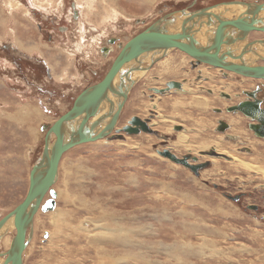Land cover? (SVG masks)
Listing matches in <instances>:
<instances>
[{
    "label": "rangeland",
    "instance_id": "obj_1",
    "mask_svg": "<svg viewBox=\"0 0 264 264\" xmlns=\"http://www.w3.org/2000/svg\"><path fill=\"white\" fill-rule=\"evenodd\" d=\"M190 1L0 0L1 219L28 192L31 167L44 147L41 127L53 124L80 92L104 78L121 51L119 44L168 13L198 9L195 1L188 5L192 9L187 7ZM113 37L118 44L102 53ZM248 39L264 40V31H253ZM263 52L261 43V53L254 54L261 58ZM169 53L170 65L159 62ZM168 55L147 62L150 68L136 78L109 138L77 145L63 155L53 185L56 206L35 214L23 264H264V138L251 137L247 123L252 119L244 114L243 134L240 129L236 134L245 144L249 140L251 154L225 139L229 130L217 127L219 119L241 117L224 108L238 101V90L254 89L259 80L210 64L192 69L196 58L180 50ZM200 70L212 73L214 85L204 73V78L197 74ZM173 80L193 86L195 94L153 90ZM221 92L234 97L228 100ZM181 94L186 102L206 97L211 107L225 111L189 105L174 109ZM133 116L146 120L157 134L123 131ZM203 116L209 121L193 123ZM178 124L184 130L175 129ZM233 128L230 133L236 132ZM211 148L229 158L198 155ZM164 149L178 157L192 150L208 166L197 175L158 152ZM235 157L256 166L239 165ZM7 230L0 231L1 240L11 237L8 246L0 242L5 251L0 264L11 261L17 229Z\"/></svg>",
    "mask_w": 264,
    "mask_h": 264
},
{
    "label": "water",
    "instance_id": "obj_2",
    "mask_svg": "<svg viewBox=\"0 0 264 264\" xmlns=\"http://www.w3.org/2000/svg\"><path fill=\"white\" fill-rule=\"evenodd\" d=\"M261 7H264V3L249 5L248 12L254 9L259 10ZM210 10L211 8L196 10L193 18L200 19L205 15L210 16L212 15L209 14ZM183 12L186 11L184 10L182 13ZM178 13L179 12L175 13L174 11L169 14V16L174 20L173 14L177 15ZM189 13L193 14L194 12ZM214 13L215 12H213V14ZM163 18L156 20L145 30L130 38L124 46H121V52L117 55L104 78L80 92L73 106L62 114L53 124L43 125L41 127L42 130H46V137L42 153L33 163L30 170L28 192L24 200L0 221L1 228L7 220L12 219L17 229L12 250L9 251L10 264H23V251L32 239L33 221L39 208L42 211H49L53 210L56 206L57 192L52 186L56 182L60 161L63 155L77 145L97 141L105 137L109 138V133L113 132L117 126V120L127 101L130 86L134 85L136 82L135 79L130 78L131 74L136 69H147L146 64L148 61H142L144 60L142 54L160 51V53H153L151 55L150 60L154 63L160 57L166 56L169 50L180 48L196 57L197 62H205L245 76L264 79V65H257L255 61H248L245 58L247 53L253 52V45H255L257 41H261V39L255 42H248L247 46L245 45V48L240 54H235L234 48L231 47V45L239 44L242 40H245L247 37V35L244 37L245 34L250 33L252 30L261 29V26L255 24L249 25V23L245 22L246 15L241 17L242 20L228 26L220 24L219 22L216 23L219 27L215 28L214 33L206 34L207 37H212V35H214L206 45L201 44L200 41L198 42L193 34L189 35L190 33L185 30V27H183V33L179 34H169L168 31L163 32V30L167 29V24L169 23L168 20L162 21ZM186 23L187 21H185L184 25ZM172 25L173 22L170 23V26ZM234 30H237V33H241L235 34ZM230 32L233 34H230ZM228 45H230V47H228ZM155 56L160 57L155 58ZM129 61L134 62L132 68L126 67ZM136 61H138L137 64L139 65L137 67L135 66ZM125 79L130 81L128 85H125ZM180 87L179 82L171 81L167 83L166 88H156L153 90L155 92L165 93ZM112 94L118 97V101L114 104L105 103L109 106L108 110L102 111L100 109V102L102 100L106 101ZM247 95L252 96L250 93H247ZM246 104L249 103L243 102L235 109L252 120L261 122V133L257 125H251V129L254 130L258 136L264 138V108L261 107V115H258L254 109L247 108ZM112 106L113 108H111ZM259 116H261V118ZM219 123L223 122L220 121ZM175 129L179 130V127L176 126ZM123 131L129 134H139L143 131L157 134L156 131L151 129L146 120L138 116H133L128 121L127 125L124 126ZM158 152L164 157L188 167L197 175L200 169L208 166L207 162L200 165L191 164L188 159L192 158L196 160V157H178L170 149H164ZM206 154L229 158V156L216 152V150ZM47 194H49L50 197L42 204ZM27 230L29 231L27 232Z\"/></svg>",
    "mask_w": 264,
    "mask_h": 264
},
{
    "label": "bare ground",
    "instance_id": "obj_3",
    "mask_svg": "<svg viewBox=\"0 0 264 264\" xmlns=\"http://www.w3.org/2000/svg\"><path fill=\"white\" fill-rule=\"evenodd\" d=\"M262 3H264V2H262ZM261 3V4H262ZM248 5H246L245 3H243V2H239V1H234V2H223V3H219V4H217V5H213V6H210V7H205V8H211V10H210V12H209V14H212V15H210V16H207V15H205V16H203V17H201L200 19H195V18H193V16H194V14H195V12H196V10H190V9H179V11L177 10V11H175V13L176 12H179L177 15L176 14H173L174 15V20H172L171 19V17L169 16V14H171V13H168L167 15H165V17L162 19V21L163 20H168V24H167V29H165V30H163V32H167L168 31V33L169 34H171V33H174V34H179V33H183V27H185V30H187L190 34L189 35H192L193 34V36H194V38L199 42L200 41V43L201 44H204V45H206V43L208 42V41H210V38H213L214 37V35H212V37L211 36H209V37H207L206 36V34L207 33H214V30H215V28H218L219 26L216 24V23H220V24H223V25H226V26H228V25H231V24H235L237 21H240V20H242V16L243 15H246V18H245V22H247V23H249V25H252V24H255V25H257V26H261V29H259V30H261V31H264V7H261L259 10L258 9H254V10H251V11H249L248 12V10H249V5H252V4H254V5H256L257 3H251V2H249V3H247ZM192 6V5H191ZM204 9V8H203ZM186 11V12H183L182 13V11ZM189 12H194L193 14L192 13H189ZM213 12H215L214 14H213ZM161 19V18H160ZM217 19V20H216ZM159 20V19H158ZM185 21H187V23L184 25V23H185ZM171 22H173V25L172 26H170V23ZM199 23H203V24H199ZM215 24V25H214ZM233 29H235V28H233ZM232 29V30H233ZM240 30V29H239ZM253 31H256V30H252L250 33H247V34H245V36L244 37H246V35H247V37H246V39L245 40H242L239 44H235V45H231V47H233L234 48V52H235V54H240V52L245 48V45L247 46V44H248V42H252V40H249L248 38H249V36H250V34L253 32ZM234 32H235V34L237 33V30H234ZM241 32H239V33H237V34H240ZM230 34H233V33H231L230 32ZM254 42L255 41H257V40H253ZM264 41V40H263ZM187 42L189 43V41L187 40ZM260 41H257L256 42V46L255 45H253L254 47H253V52H249V53H247L246 55H245V58L248 60V61H255V63L257 64V65H259V63H261L260 61V59L261 58H263L264 59V56L263 57H258V55H255L254 54V52H260L261 53V44L259 43ZM261 43H264V42H261ZM228 47H230V45H228ZM225 48H227V47H225ZM247 48V47H246ZM255 49V50H254ZM263 49V48H262ZM175 50H180L181 51V53L183 52V53H187V54H189V56L191 55L189 52H186V51H184V50H182V49H180V48H175ZM121 52V51H120ZM153 53H160V51H152V52H149V53H145V54H142V57L144 58V60H142V57L140 56V58H141V60L142 61H145V62H147V61H150V57H151V55L153 54ZM264 53V52H263ZM168 55V54H167ZM178 56H180V53L179 52H177L176 53V55H175V59L178 57ZM192 56V55H191ZM160 56H158V58H159ZM173 56H170V53H169V55L168 56H166V57H164V58H162L161 60H159V62H161L163 65H170V62H169V60H172V61H174V59L172 58ZM193 58H194V56H192ZM196 58V57H195ZM196 60H197V58H196ZM228 60H230V61H232L231 59H228ZM197 62V61H196ZM138 61H136L135 62V66L137 67V66H139L138 64ZM134 62H132V61H129V62H127V65H126V67H130V68H132L134 65ZM198 64H201V65H206L207 63H205V62H198ZM210 65H212V64H210ZM125 66V65H124ZM214 66V65H213ZM149 66H147L146 65V68H148ZM218 68V67H217ZM220 68V67H219ZM223 68V67H222ZM192 69H194L193 67H192ZM141 71H143V70H139V69H136L132 74H131V76H130V78H132V79H135L136 80V82H137V79L136 78H138V76H140V73H141ZM147 71V70H146ZM201 72H203L204 73V75H206L207 76V78L209 79V81H207V83H209V84H211V85H214V83L213 82H215L214 80H213V78H214V76L212 75V73L209 71V70H207L206 72H204V71H202V70H200ZM190 72V71H189ZM199 72V71H198ZM198 72H197V74H198ZM221 73H224L223 71H221ZM221 73H219L218 72V76L220 75H222ZM178 74V73H177ZM252 77V76H251ZM254 78H257V77H254ZM117 80H118V77H117ZM258 80H259V84L260 83H262L261 82V80L262 81H264V79H262V78H258ZM125 81V85H128L129 83H130V81L129 80H127V79H125L124 80ZM204 81V80H203ZM222 81H226V80H222ZM253 81H254V79H253ZM190 84V83H189ZM229 85L231 86V84L229 83ZM167 86V85H166ZM183 87H181V88H179V89H177L176 91H188V93H186L187 95H189L190 93H193V94H195L194 93V88H193V86L192 87H190L191 85H186V84H184V85H182ZM132 87H133V85L132 86H130V90H129V94H130V91H131V89H132ZM156 89V88H155ZM157 89H162V88H160V87H157ZM209 89V88H208ZM213 90V89H212ZM171 92V91H170ZM190 92V93H189ZM182 93V92H181ZM223 93H226V92H223ZM215 95V94H214ZM172 96V95H171ZM179 96V98H181L180 100H177L176 102L174 101L173 103H172V106H173V108L174 109H177L178 107H185V106H192V107H195V108H197V109H200L201 111H207V109L209 108H212V109H214L215 108V106H213V107H211V105H210V102H211V100H209V99H207L206 97H201V96H199V98H197V97H189L190 98V100L188 101V102H186V100H184L186 97L185 96H183V94H181V95H178ZM115 99H114V98ZM128 97H129V95H128ZM170 97V96H169ZM111 98H113V100L111 99ZM118 101V97L116 96V95H114V94H112L106 101H104V100H102L101 102H100V109L102 110V111H104V110H108V105H106V104H114L115 102H117ZM263 102H264V100H263ZM262 102V103H263ZM106 103V104H105ZM259 103V102H258ZM224 104H227L228 105V101H226ZM208 105H210V107H208ZM256 105V104H255ZM258 105V104H257ZM161 106V105H160ZM247 106V105H246ZM217 107V106H216ZM221 107V106H220ZM248 107V106H247ZM111 108H113V106L111 107ZM160 109V108H159ZM122 112V111H121ZM161 116H163V115H161ZM167 116V115H166ZM240 116V115H239ZM120 117V116H119ZM206 117H208V116H206ZM166 118V117H165ZM232 118H234V119H231V122L233 123V125H234V127L236 128V132H234V133H238L239 132V129L241 130L242 129V127H243V123H246V121H245V118H243L242 116L241 117H238V118H236V117H232ZM203 120H205L206 122H208L209 120L207 119V118H205V116H203V117H195V120H193V123H195V124H197L196 122H198L200 125H202V123L201 122H203ZM165 120H163V122H164ZM177 121V120H176ZM155 122V121H154ZM181 123V122H180ZM255 123V122H254ZM180 128V127H179ZM182 128V127H181ZM234 129V128H233ZM202 131H205V129H201ZM207 130V129H206ZM188 132H190V129H189V131ZM198 132H200V130L198 131ZM240 133H242L243 134V130H241L240 131ZM191 134V133H190ZM183 136V135H182ZM184 137V136H183ZM182 139V138H181ZM205 142V141H204ZM207 142V141H206ZM208 147L210 146V143L208 142L207 144H206ZM207 146H203L204 148H207ZM219 147H220V145H217L216 146V148H217V150L219 149ZM230 154H233V153H231V152H229ZM235 155V154H234ZM236 156V155H235ZM238 157V156H237ZM237 157H235V162H239V165H245V166H247V167H249V166H251L252 164L247 160H245V158L243 159V158H237ZM252 166H256L255 164H253ZM256 169H259L258 167H255ZM260 170H261V172L262 173H264V170L263 169H261V167H260ZM59 172V171H58ZM53 187V186H52ZM44 201V200H43ZM1 221V220H0ZM60 221V220H59ZM9 228H15L16 229V227H15V224H14V222H13V220L12 219H9V220H7L4 224H3V226L0 228V231H2V230H5L6 229V234H9V232H8V230L7 229H9ZM13 232V231H12ZM16 232H17V230H16ZM6 234H4V236L6 235ZM1 235H2V233H1ZM13 236V242H14V234L12 235ZM7 237H9V236H7ZM7 237H5V239L3 240V246H4V244L6 245V246H8V243H9V239L11 238V237H9V238H7ZM0 238H1V236H0ZM11 241H12V239H11ZM11 243V242H10ZM13 245V244H12ZM26 249V248H25ZM8 250V249H7ZM25 251V250H24ZM24 251H23V261H24ZM4 262H7V261H4ZM5 264H8V263H5Z\"/></svg>",
    "mask_w": 264,
    "mask_h": 264
},
{
    "label": "flooded vegetation",
    "instance_id": "obj_4",
    "mask_svg": "<svg viewBox=\"0 0 264 264\" xmlns=\"http://www.w3.org/2000/svg\"><path fill=\"white\" fill-rule=\"evenodd\" d=\"M195 1V3H196V7L198 8V9H203V8H205V7H210V6H212V5H217V4H219V3H222V2H234V1H239V2H243V3H245L246 5H248L247 3H249V2H251V3H257V4H260V3H262V2H264V0H208V2H207V0H206V2H205V0H192V1H190V2H188V4H187V7H189L190 5H192V4H195V3H192V2H194ZM74 6H75V4H73ZM189 5V6H188ZM73 6V7H74ZM186 7V8H187ZM189 8H191V7H189ZM192 9V8H191ZM195 8H193V10H194ZM197 9V10H198ZM74 10H76V9H74ZM154 22V21H153ZM152 22V23H153ZM152 23H150L149 25H151ZM148 25V26H149ZM147 26V27H148ZM147 27H145L143 30H145ZM142 30V31H143ZM141 31V32H142ZM139 34V33H138ZM137 35V34H136ZM135 36V35H134ZM133 37V36H132ZM118 39L117 38H115V37H113V38H111V39H109L107 42V44L102 48V50H101V52L102 53H105V51H107V50H111V46H113L114 44H118V41H117ZM126 43V42H125ZM120 45V48H121V44H119ZM155 57H157V56H155ZM261 62V61H260ZM197 63L198 62H196L195 61V63H193V64H191L192 66H193V68L194 69H197ZM156 64V63H155ZM154 64V65H155ZM264 64V63H263ZM153 65V66H154ZM259 65H261L260 63H259ZM152 66V67H153ZM225 74L227 75V76H230L229 75V73H227V72H225ZM239 74V73H238ZM198 75L201 77L202 76V78H204V75H203V72H201V71H199L198 72ZM240 76H243V74H239ZM245 77V76H244ZM249 77V76H248ZM205 78H207V76H205ZM184 80V79H183ZM173 81H176V82H179L180 83V80H173ZM185 81V80H184ZM183 81V82H184ZM182 82V81H181ZM180 86H181V83H180ZM156 87V86H155ZM154 87V88H155ZM157 88V87H156ZM164 88H166V87H163L162 89H164ZM153 89V88H152ZM208 90V89H207ZM245 90H247L248 91V93H250L252 96H248L247 95V93H244V91ZM153 92V91H152ZM208 92L210 93V94H212V90L211 89H209L208 90ZM154 93V92H153ZM153 93H151V99H152V102H154V100H155V93L153 94ZM222 94V96H225L228 100L229 99H233V97L234 96H232L231 97V95L230 94H228V93H223V92H221ZM238 94V95H237ZM235 95H237L236 97L238 98V101H230V102H232L231 104H229L228 106H226L224 109H226V112H229V113H231L232 115H240V116H242L243 114L241 113V112H238L237 111V109H235L236 107H238L241 103H243V102H247V103H249V104H246L247 106V108H252V109H254L256 112H257V114L258 115H261V107H263L264 108V102H263V100H264V84H262V83H260V84H257L256 85V87L253 89H242L241 91H237L236 92V94ZM240 98V99H239ZM263 103H262V102ZM259 102V103H258ZM256 104V105H255ZM258 104V105H257ZM216 111L215 112H217V113H223L225 110L223 109V108H214ZM152 115L153 116H156L155 115V113H152ZM260 118H261V116H259ZM148 119H150V118H148ZM220 121H222L223 123H219ZM255 122V123H254ZM257 125V127H258V130H259V132L261 133V122H259V121H249L248 123H247V128L248 129H250V131L252 132V134H251V137H255V136H257V138H259L258 140H261V136H258L257 134H256V132L254 131V130H252L251 129V125ZM178 127H180L179 128V131H182V130H184V126L183 125H181V124H178L177 125ZM233 123L230 121V120H223V119H219L218 120V124H217V127H218V130H229V132L228 133H223L224 135H225V139H230V140H232L233 142H235L236 144H238V148L239 149H242V151H247V152H251L252 151V147H251V145L249 144V140H247V143L245 144L244 142L245 141H242L241 139H242V135H239V134H236V133H230V130H232L233 129ZM182 127V128H181ZM225 128V129H224ZM241 138V139H240ZM247 144H249L250 146H248ZM240 145V146H239ZM215 149L214 148H211L210 150L208 149V150H200V151H198V155H203V153L205 152V153H209V152H211V151H214ZM197 152H194V151H189L186 155H183V156H188V157H192L191 155H195V157L197 158L196 160H194V159H192V158H189L188 160H189V162L191 163V164H195V165H200V164H202V163H204V162H207V161H204V160H202V158L200 157V156H197V154H196ZM251 154V153H250ZM241 197H242V195H240V196H236L235 198H236V200L235 201H240V199H241ZM252 209L253 210H256V211H259L260 210V207H259V205H257V204H252ZM6 216V215H5ZM3 217V216H2ZM264 217V216H263ZM0 219H1V217H0ZM2 220V219H1ZM2 239H5V237L4 238H2ZM3 240H1L0 242H2ZM3 248L1 247V245H0V256H2L3 255V252H5L4 250H2Z\"/></svg>",
    "mask_w": 264,
    "mask_h": 264
},
{
    "label": "crops",
    "instance_id": "obj_5",
    "mask_svg": "<svg viewBox=\"0 0 264 264\" xmlns=\"http://www.w3.org/2000/svg\"><path fill=\"white\" fill-rule=\"evenodd\" d=\"M261 42H263V40H261ZM1 240V239H0Z\"/></svg>",
    "mask_w": 264,
    "mask_h": 264
}]
</instances>
